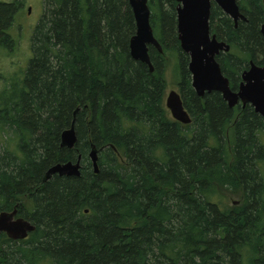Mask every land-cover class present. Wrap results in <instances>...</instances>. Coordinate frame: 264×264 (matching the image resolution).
I'll use <instances>...</instances> for the list:
<instances>
[{
    "label": "trees",
    "instance_id": "1",
    "mask_svg": "<svg viewBox=\"0 0 264 264\" xmlns=\"http://www.w3.org/2000/svg\"><path fill=\"white\" fill-rule=\"evenodd\" d=\"M147 4L162 48L148 47L152 72L129 54L127 0L43 1L23 83L0 95V212L16 208L34 230L17 240L1 232L0 264H264V119L217 91L198 96L177 39V0ZM237 4L245 20L236 25L213 3L209 17L229 45L216 60L234 90L250 60L264 66L262 0ZM20 5L0 2L5 49ZM167 53L187 124L164 103ZM73 119L76 142L62 147ZM78 156L79 176L42 181ZM227 191L238 202L222 203Z\"/></svg>",
    "mask_w": 264,
    "mask_h": 264
},
{
    "label": "water",
    "instance_id": "2",
    "mask_svg": "<svg viewBox=\"0 0 264 264\" xmlns=\"http://www.w3.org/2000/svg\"><path fill=\"white\" fill-rule=\"evenodd\" d=\"M135 21V33L129 39V54L134 60L147 65L150 72L153 65L149 57L148 46H153L159 53L161 45L155 38L149 22L150 10L147 0H127ZM176 31L181 50L188 55V71L191 77V86L198 96L205 92L217 91L229 107L240 103L249 104L254 111L264 119V66L249 61L248 67L241 72L237 90L230 87L228 78L222 73L216 56L220 52H227L229 45L218 40L215 34L210 33L209 15L211 2H214L236 24L238 19L245 20L240 12L236 0H177ZM264 9V0H262ZM260 34L264 43V16L260 25ZM170 116L187 124L191 117L184 108L179 92L170 90L164 99ZM77 110V109H76ZM76 110L73 112L75 115ZM74 119L69 128L60 133V146L72 148L76 142L73 128ZM88 157L93 172H98V149L91 144ZM53 174L59 176H79L80 156L75 162L67 161L56 163L49 167L42 178L46 181ZM17 209L0 212V233L9 238L24 239L34 230V225L22 217H16Z\"/></svg>",
    "mask_w": 264,
    "mask_h": 264
},
{
    "label": "rangeland",
    "instance_id": "3",
    "mask_svg": "<svg viewBox=\"0 0 264 264\" xmlns=\"http://www.w3.org/2000/svg\"><path fill=\"white\" fill-rule=\"evenodd\" d=\"M6 2H13L16 0H2ZM21 1V5L18 7L15 15L10 21V26L7 29V33L10 38L13 40L10 48L0 47V80L3 77H9L11 73L17 71L18 68L24 66L26 60L31 56L30 49V37L32 29L35 23L40 18L43 12V1L44 0H18ZM29 9V10H28ZM170 53H167L165 57H170ZM171 59H168V63L165 65V92L164 99L166 94L170 90H175L178 92V78L174 69V59L171 56ZM3 76V77H2ZM264 140V135L262 136ZM9 149L14 150V143L10 141L8 144ZM223 198L222 203L228 205L231 202H238L239 198L236 194H231L222 192Z\"/></svg>",
    "mask_w": 264,
    "mask_h": 264
},
{
    "label": "flooded vegetation",
    "instance_id": "4",
    "mask_svg": "<svg viewBox=\"0 0 264 264\" xmlns=\"http://www.w3.org/2000/svg\"><path fill=\"white\" fill-rule=\"evenodd\" d=\"M237 1V0H236ZM0 2H3L2 0H0ZM212 3L215 4L214 2H211V6H212ZM216 5V4H215ZM238 5V4H237ZM217 6V5H216ZM218 7V6H217ZM239 7V6H238ZM219 8V7H218ZM220 9V8H219ZM29 10V9H28ZM210 10H211V7H210ZM221 10V9H220ZM240 10V9H239ZM264 10V9H263ZM222 11V10H221ZM223 12V11H222ZM241 12V11H240ZM224 13V12H223ZM210 17V15H209ZM237 23V22H236ZM36 24V23H35ZM235 24V23H234ZM236 25V24H235ZM35 26V25H34ZM34 28V27H33ZM210 29V27H209ZM33 30V29H32ZM211 33V31H210ZM212 34V33H211ZM0 47L4 48L3 46L0 45ZM150 47V46H148ZM153 47V46H151ZM154 48V47H153ZM5 49V48H4ZM155 49V48H154ZM31 56L26 60V63L24 66H21L20 68H18L17 71H14L13 73H11L9 75V77H3L1 80H0V95H9V94H13L14 92V89H17V88H20L22 83H23V80H24V76H25V71H26V68H27V65H28V61L30 60ZM239 85V84H238ZM238 88V86H237ZM237 90V89H236ZM16 217H19L17 216L16 214Z\"/></svg>",
    "mask_w": 264,
    "mask_h": 264
}]
</instances>
